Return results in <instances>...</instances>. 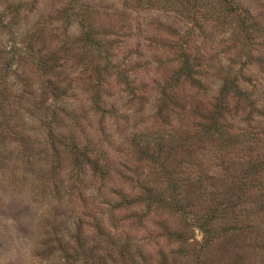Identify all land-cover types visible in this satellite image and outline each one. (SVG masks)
<instances>
[{
  "label": "trees",
  "instance_id": "16d2710c",
  "mask_svg": "<svg viewBox=\"0 0 264 264\" xmlns=\"http://www.w3.org/2000/svg\"><path fill=\"white\" fill-rule=\"evenodd\" d=\"M156 1L136 0V4L152 8ZM185 1L197 13L192 19L198 27L199 18L207 14L199 9V0ZM0 2L5 3L0 11V28L4 30H13L11 22L15 23V18L32 4L31 0ZM221 3L225 11H238L239 31L247 38L257 31L247 14L239 13L241 7L232 0H220ZM166 6L169 7L166 1L159 5ZM60 12L65 20L79 21L81 29L75 42L64 40L62 46L53 47L45 45L35 33L25 32L19 41L12 39L8 47L0 43V103L2 108H10L4 97L8 93L15 98L13 105L29 101L31 112L39 111L37 118L46 128L54 151L53 169L57 173L66 170L59 183L65 185L70 200L84 204V188L95 186L98 181L107 188L101 191L106 194L105 204L110 205L112 216L116 217L122 208L132 210L126 217L116 218L108 229L106 241L113 249L105 255L115 252L122 261L131 259L133 264H169L163 252L155 253L154 243L161 238L175 242L178 251L190 249L196 254L212 242L214 222L220 215L235 212L240 203L245 204L247 212L264 210V111L258 99L239 84V71L219 76L218 87L208 96L204 72L210 58L202 54L200 47H191V29L178 33L179 39L167 40L164 25L156 23L146 27L149 34L140 31L142 38H137V46L125 49L103 44L102 28L93 26L85 11L77 10L71 0L62 5ZM7 13L11 14L10 19ZM128 29L122 37L132 35L130 25ZM167 30L168 37L175 34L171 27ZM114 35L112 42H120V34ZM139 41L145 43L140 45ZM72 43L78 49L76 64L81 73L93 69L95 74L86 75V100L77 109L54 105V101L60 104L71 98L74 78L70 77L65 52ZM165 47L176 52L170 67L163 57H155L158 53L164 55ZM146 54L155 58L153 63H146L148 67L154 65V72L149 73L146 65L131 59ZM94 57L101 60L94 62ZM14 62L15 66L19 62L29 64L32 72L18 71L11 84L8 78ZM141 69L144 70L139 73ZM34 74L35 80L31 77ZM111 77L118 84L123 83L132 97L137 96V108H132L127 99L126 109L130 112L108 109V105L115 106L106 97ZM10 85L17 91L10 90ZM94 112L99 114L95 125ZM95 129L101 133L96 139L92 136ZM56 146L67 154V161L59 158ZM253 188L255 192L250 195ZM99 203L92 208L84 205L75 242L85 234L90 220L96 229L102 227L99 213L104 204ZM151 211L158 216V228L152 232V239L143 238L152 245L132 250L130 237L123 236L126 228L140 225ZM163 214L175 215L181 227L169 224ZM194 227L200 230L201 241L194 238Z\"/></svg>",
  "mask_w": 264,
  "mask_h": 264
},
{
  "label": "rangeland",
  "instance_id": "374dc122",
  "mask_svg": "<svg viewBox=\"0 0 264 264\" xmlns=\"http://www.w3.org/2000/svg\"><path fill=\"white\" fill-rule=\"evenodd\" d=\"M31 1L30 9L26 7L27 9L15 18V23L10 21L13 30L0 28V43L3 46L11 45L12 39L19 41L25 32L35 33L45 45L53 47L62 46L64 40L75 42L81 29L79 21L65 20L60 12L62 5L68 0ZM71 1L77 10L85 11L93 26L102 28L103 44L125 49L137 46V38H142L140 31L149 34L146 27H153L156 23L164 25L162 29L167 40L179 39L178 33L184 34L191 29V47H200L202 54L210 58V65L204 72L208 96L218 87L220 77L239 71L242 78L239 84L244 91L252 93V98L258 99L257 103L264 111V0H232L234 5L241 7L239 13L247 14L249 23L257 28L250 38L239 31L238 11L232 13L223 10L220 0H199V9L207 15L202 14L197 21L198 27L192 19L197 13L191 10V5L185 0H162L169 4V7L164 8L159 7L162 2L158 0L153 3L152 8H147L149 6L145 4L137 5L136 0ZM4 5L5 3L0 2V11ZM7 14L10 19L11 14ZM128 25L131 26L132 35L128 36L129 38L122 37V32L129 30ZM168 27L175 33L170 37L165 34L169 32ZM115 32L120 34L119 38L122 37L120 42H112ZM141 43L139 41L140 45L145 42ZM72 46L75 44H70L65 52L68 56L70 77L74 78L71 98L60 104L54 101V105L77 109L84 106L86 100V75L95 74L93 69L81 73L76 64L78 49L77 46ZM175 53L165 47L164 55L158 53L155 57H163L170 67L174 65L170 61L174 60ZM131 59L145 66L148 62L153 63L155 58L152 54H146L133 56ZM98 60L101 58L93 59L94 62ZM20 64L17 63L18 67L14 62L8 78L9 83H15V74L18 71L23 70L26 74H31L29 64ZM148 65L146 68L149 73L154 72V65ZM142 70L144 69L139 73ZM31 77L36 79L35 74ZM112 78L114 77L108 80L110 86L107 87L106 97L109 101H114L115 106L108 105V109H115L120 113L130 112L126 109L127 99L131 101L132 108H137L140 102L137 96L132 97L123 83L118 84ZM10 87V90L17 91L13 86ZM4 97L11 106H8L9 109L2 108L0 103V264H133L131 259L122 261L115 252L105 255L113 249L106 241L108 229L112 228L116 218L126 217L128 211L132 210L122 208L116 212V217L112 216L109 213L110 205L105 204L108 200L106 194L101 191H106L107 188L98 181L95 186L88 185L84 188L83 194L87 198L84 204L70 200L66 195L65 185L59 183L60 179L66 176V170L62 169L57 173L53 169L56 163L54 151L50 146L46 128L37 118L39 111L34 109L31 112L33 107H28V104H32L29 101L13 105L15 98L8 93L7 97ZM50 99L47 98L48 101ZM92 117L95 125L99 114L94 112ZM92 136L96 139L101 133L95 129ZM60 149V146H56L59 158L67 161V154L62 153ZM254 192L255 188L250 191V195ZM99 201L104 204L103 212L99 213L102 227L96 229L90 220L85 234L75 242L77 224L84 205L87 208L96 207L100 204ZM244 205L240 203L235 212L229 211L215 220L214 238L202 251L196 254L190 252V249L186 252L178 251L175 242L161 238L159 243H154L155 251L157 250L155 253L163 252L169 264H264V210L247 212ZM155 211H151L140 225L134 224L131 229L126 228L123 236L130 237L128 240L132 250L137 247H151L152 242L145 243L144 238L152 239V232L158 228L159 219H156L158 216ZM163 217L169 224L181 227L175 215L163 214ZM86 220L87 218L82 221ZM192 231L194 238L201 241L200 230L194 227ZM124 241L125 239L121 242Z\"/></svg>",
  "mask_w": 264,
  "mask_h": 264
}]
</instances>
